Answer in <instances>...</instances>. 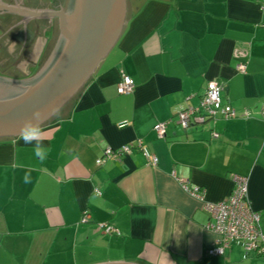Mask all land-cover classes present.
I'll return each instance as SVG.
<instances>
[{
	"label": "crops",
	"instance_id": "1",
	"mask_svg": "<svg viewBox=\"0 0 264 264\" xmlns=\"http://www.w3.org/2000/svg\"><path fill=\"white\" fill-rule=\"evenodd\" d=\"M66 3L0 0V77H28L52 53L54 24L22 12ZM124 75L135 81L131 94L118 92ZM212 81L237 117L183 128L178 114L200 106ZM263 108L264 0H128L116 46L42 127L46 160L20 136L0 140V264H264L240 243L211 256L218 237L205 209L227 200L242 175L264 228ZM139 140L156 166L140 150L97 165L106 148ZM181 181L202 187L205 201Z\"/></svg>",
	"mask_w": 264,
	"mask_h": 264
},
{
	"label": "water",
	"instance_id": "2",
	"mask_svg": "<svg viewBox=\"0 0 264 264\" xmlns=\"http://www.w3.org/2000/svg\"><path fill=\"white\" fill-rule=\"evenodd\" d=\"M127 3L70 0L68 10L22 12L31 19L58 18L60 37L34 74L22 79L0 77V140L19 137L21 122L37 109L44 114L43 127L78 95L121 38Z\"/></svg>",
	"mask_w": 264,
	"mask_h": 264
},
{
	"label": "built area",
	"instance_id": "3",
	"mask_svg": "<svg viewBox=\"0 0 264 264\" xmlns=\"http://www.w3.org/2000/svg\"><path fill=\"white\" fill-rule=\"evenodd\" d=\"M240 72H245L246 66H239ZM135 81L131 76L124 75L118 84L120 94H131L135 90ZM223 86L218 81H212L208 84L202 102L198 107L188 108L178 114V123L185 129H188L198 123H204L213 119L223 117L225 119L236 118L237 113L230 104H225L222 98ZM264 116V108L262 110ZM168 124L160 122L155 125L159 138L166 135ZM214 138H219V134L214 133ZM135 150L143 151L147 163L156 166L159 158L151 155L144 148V142L131 143L121 146L118 149L106 148L103 154L96 161L101 166L110 160L120 161L129 156ZM234 189L225 201L205 202V209L210 215L208 228L218 237L217 245L209 250L211 256H223L233 244H242L247 256H257L264 258V228L262 226L261 214L255 211L249 200V179L242 175H233ZM181 185L191 196L205 201V192L202 187L189 185L181 181ZM98 194L101 192L97 190ZM82 223L90 221V215L85 212L82 217ZM100 228L108 233H121L113 226L105 223L99 224Z\"/></svg>",
	"mask_w": 264,
	"mask_h": 264
},
{
	"label": "clouds",
	"instance_id": "4",
	"mask_svg": "<svg viewBox=\"0 0 264 264\" xmlns=\"http://www.w3.org/2000/svg\"><path fill=\"white\" fill-rule=\"evenodd\" d=\"M58 110H53V115L57 114ZM41 110L37 109L32 113V116L24 119L20 126L18 135L26 145H32L33 152L36 157L43 163L47 158V148L42 144L43 129L41 121L43 118ZM35 142V143H33ZM24 183L31 182V170H26L24 173Z\"/></svg>",
	"mask_w": 264,
	"mask_h": 264
},
{
	"label": "flooded vegetation",
	"instance_id": "5",
	"mask_svg": "<svg viewBox=\"0 0 264 264\" xmlns=\"http://www.w3.org/2000/svg\"><path fill=\"white\" fill-rule=\"evenodd\" d=\"M69 6H70V0H67L66 5L61 6L59 8V10L60 9L68 10ZM41 19L42 20H47V21H50L51 20L52 24H54L53 27H48V26L46 27V31L49 32V33H51V36H54V46H53V50H54V48H55V46H56V44L58 42V39L60 37L59 19L58 18H52V19H49V18H39L37 20H41ZM57 33H58V36H57ZM25 73H28V71L27 72H26V70L24 71V73L22 75V78L26 76Z\"/></svg>",
	"mask_w": 264,
	"mask_h": 264
},
{
	"label": "rangeland",
	"instance_id": "6",
	"mask_svg": "<svg viewBox=\"0 0 264 264\" xmlns=\"http://www.w3.org/2000/svg\"><path fill=\"white\" fill-rule=\"evenodd\" d=\"M49 34H50V33H49ZM49 34H48V36H49ZM57 36H58V33H57ZM53 46H54V41H53ZM52 49H53V47H52ZM47 60H48V59H45V60L41 61V62H42L41 65L43 66V65L46 63ZM42 66H41V67H42ZM21 75H23V74H21ZM19 77L22 78V76H20V75H19Z\"/></svg>",
	"mask_w": 264,
	"mask_h": 264
},
{
	"label": "trees",
	"instance_id": "7",
	"mask_svg": "<svg viewBox=\"0 0 264 264\" xmlns=\"http://www.w3.org/2000/svg\"><path fill=\"white\" fill-rule=\"evenodd\" d=\"M79 93H80V92H79ZM79 93H78V94H79ZM76 96H77V95H76ZM76 96H75V97H76ZM75 97H74V98H75ZM74 98H73V99H74ZM2 140H3V139H2ZM2 140H1V141H2ZM4 140H5V139H4Z\"/></svg>",
	"mask_w": 264,
	"mask_h": 264
}]
</instances>
